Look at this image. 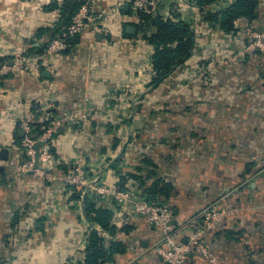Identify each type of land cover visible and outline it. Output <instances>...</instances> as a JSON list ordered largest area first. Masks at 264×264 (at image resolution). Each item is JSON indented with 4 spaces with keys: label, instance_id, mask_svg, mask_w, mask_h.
Returning a JSON list of instances; mask_svg holds the SVG:
<instances>
[{
    "label": "crops",
    "instance_id": "crops-1",
    "mask_svg": "<svg viewBox=\"0 0 264 264\" xmlns=\"http://www.w3.org/2000/svg\"><path fill=\"white\" fill-rule=\"evenodd\" d=\"M117 1L96 0L97 9ZM228 2L163 1L175 16L192 18L197 40L191 56L154 86V48L144 34L157 28L138 30L128 4L96 31L74 37L64 52L24 69L10 42L23 53L50 41L65 21L64 0H0V55L14 66L0 76V264H79L94 229L106 246H124L105 264H163L153 249L158 229L143 218L125 225L112 219L118 230L110 234L84 205L82 211L75 190L64 195L60 184L16 170L24 157L23 122L35 129L33 123L60 112L64 126L50 141L59 171L82 148L111 184L145 192L162 180L159 187L171 185L178 222L229 193L235 211L206 241L220 264H264V56H234L247 42L244 27L264 26V2L253 22L238 19L237 32L216 23ZM122 152L129 162L117 158ZM103 198L115 212L113 199ZM188 264L210 263L193 255Z\"/></svg>",
    "mask_w": 264,
    "mask_h": 264
},
{
    "label": "built area",
    "instance_id": "built-area-1",
    "mask_svg": "<svg viewBox=\"0 0 264 264\" xmlns=\"http://www.w3.org/2000/svg\"><path fill=\"white\" fill-rule=\"evenodd\" d=\"M163 1L118 0L108 9L99 11L96 0H87L72 16V20L63 34L47 43L42 55L29 57L25 55V52L22 54L18 50L14 54L17 55L16 65L29 69L31 63L36 59L64 52L70 47L69 38L78 36L84 30L96 31L106 16L120 12L127 4L132 10L130 17L138 21L140 19V22L142 20L140 13H145L184 21L196 31L190 15L187 17L191 19H183L179 14L175 16L173 8L169 5L167 7L162 6ZM172 1L179 5L190 2V0ZM234 1L230 0L221 10L226 9ZM261 2L264 0H260ZM195 6V9L202 10V6ZM235 24L239 27L238 20ZM243 30L247 36V42L234 54L235 58L243 59L248 53L264 56V26L259 28L251 24L244 27ZM13 68L14 66H10L8 62L3 63L0 67V76L14 71ZM145 69H148L147 66ZM65 120L66 116L63 113L53 114L47 128L39 135L34 133V127L30 123L23 122L22 129L25 132L22 138L24 157L16 166L19 173H33L44 177L48 182L60 184L64 195L67 192L69 194L70 191L74 192V190L79 192L78 203L81 205L82 211L87 196H110L116 205L113 218L115 224L125 225L130 223L133 218L140 217L147 224L158 229L160 236L154 243L153 249L163 264H188L193 255L206 259L210 264H220L219 257L211 243L206 241V236L217 231L228 214L235 211L234 208L228 207L229 193H225L217 201L178 222L170 203L152 198L140 188H121L119 185L109 183L104 175L106 170H97L91 165L87 157L89 153L82 148L77 155L70 159L69 164H67L69 169L59 171L60 158L53 153L50 141L61 131ZM117 158L121 160V163L130 161L125 152L119 153ZM4 161L0 157V165H3ZM113 165L115 166V163L111 162L109 166L114 169Z\"/></svg>",
    "mask_w": 264,
    "mask_h": 264
},
{
    "label": "trees",
    "instance_id": "trees-1",
    "mask_svg": "<svg viewBox=\"0 0 264 264\" xmlns=\"http://www.w3.org/2000/svg\"><path fill=\"white\" fill-rule=\"evenodd\" d=\"M85 1L87 0H64L61 11L65 21L63 25L58 24L59 26L55 27L51 36L53 37L52 39L63 34L66 27L71 22L72 16L79 10ZM205 1L215 2L222 0ZM208 2L204 3L201 0V3L203 4H208ZM259 3L260 0H235L226 9L221 10V12L217 14L216 23H218L220 28L225 31L237 32L239 28L236 26L235 22L238 19L246 17L250 22H253V20L258 17L257 9ZM51 7L58 6L57 4H52ZM140 16L142 20L137 25L138 30H147L149 25H154L157 28L156 32L154 33L144 34L145 38L150 44H152L154 48L152 55V83L154 86H157L160 81L170 75L177 66L184 63L191 56L196 44L197 34L196 31H194L192 27L184 21L175 20L172 18L166 19L162 16H153L145 13H140ZM68 42L70 45L72 44L71 38L68 39ZM47 43H49V41L46 42L42 47H30L25 51V54H31L34 52L42 53L45 51ZM6 61L7 58L0 55V67ZM48 117L49 115L44 117L46 120L42 124L41 122L33 123L35 126L34 131L36 135L41 134L47 128L50 121ZM149 162L152 161L150 160ZM161 182L162 180H156V182H153L152 188L147 186L145 193L152 198H158L163 202L169 203L168 197H170L171 185H169V189L164 187V185L159 187L158 185ZM144 185H148V183ZM120 187L129 188L124 184L120 185ZM74 195L80 198L79 192H76ZM107 201L108 200H105L103 197L94 195L87 196L84 204V210L90 220L98 223L103 230L108 231L110 234H114L118 229L112 223L114 212L112 208L107 205ZM123 250L124 246L123 244H120V242L113 241L106 246V239L100 236L98 230L94 229L89 239L85 261L80 262L79 264H105L107 261L112 259L114 253Z\"/></svg>",
    "mask_w": 264,
    "mask_h": 264
},
{
    "label": "rangeland",
    "instance_id": "rangeland-1",
    "mask_svg": "<svg viewBox=\"0 0 264 264\" xmlns=\"http://www.w3.org/2000/svg\"><path fill=\"white\" fill-rule=\"evenodd\" d=\"M245 44H246V43H245ZM10 47L13 49V52H14L13 54H16V53L18 52V46H16L15 44H13V43L10 42ZM24 52H25V51H24ZM20 53H22V52H20ZM22 54H23V53H22ZM25 55L30 57V56H32L33 54H27V53H26Z\"/></svg>",
    "mask_w": 264,
    "mask_h": 264
},
{
    "label": "water",
    "instance_id": "water-1",
    "mask_svg": "<svg viewBox=\"0 0 264 264\" xmlns=\"http://www.w3.org/2000/svg\"><path fill=\"white\" fill-rule=\"evenodd\" d=\"M135 30H136V27H135V26H128V27H127V31H128L129 33H134ZM71 41H74V37H71ZM45 74H47V73H45ZM174 212L176 213V211H174Z\"/></svg>",
    "mask_w": 264,
    "mask_h": 264
}]
</instances>
